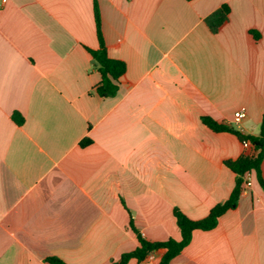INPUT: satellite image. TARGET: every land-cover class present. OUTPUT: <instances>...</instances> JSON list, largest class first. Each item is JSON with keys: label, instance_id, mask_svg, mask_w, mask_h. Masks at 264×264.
Segmentation results:
<instances>
[{"label": "crops", "instance_id": "0c3cea01", "mask_svg": "<svg viewBox=\"0 0 264 264\" xmlns=\"http://www.w3.org/2000/svg\"><path fill=\"white\" fill-rule=\"evenodd\" d=\"M96 1L126 65L112 98L95 92L92 0H0V264H110L138 246L130 222L179 240L174 209L204 218L233 189L225 161L254 153L201 117L259 133L264 0ZM246 182L169 264H264V191L254 171Z\"/></svg>", "mask_w": 264, "mask_h": 264}, {"label": "trees", "instance_id": "16d2710c", "mask_svg": "<svg viewBox=\"0 0 264 264\" xmlns=\"http://www.w3.org/2000/svg\"><path fill=\"white\" fill-rule=\"evenodd\" d=\"M92 6L98 48L96 50H88V52L100 75V81L95 88V92L99 97L112 98L118 93L119 81L126 71V65L123 61L108 57L101 34L100 14L96 0H92ZM227 13V7L223 6L220 10L206 18L205 22L211 32H217L225 23ZM21 122L22 120L17 123L20 124ZM201 122L215 133H229L236 137L240 143H248L254 151L251 155L243 154L237 159L225 161V166L230 169L235 176L234 186L229 197L224 202L214 205L204 218L198 220H192L178 209H174L173 214L180 232L179 240L170 238L164 242H150L136 232L133 223L130 222L132 230L136 233L138 246L133 251L123 253L117 260L111 261L110 264H128L132 259H134L137 264H143L149 255L154 254L160 249H164L165 252L159 258L157 264H169L170 261L188 245L194 230L209 231L215 228L220 216L236 206L238 198L244 189L246 176L252 171L255 172L257 181L264 191V180L261 175V163L264 158V114L257 135L247 134L232 125L218 123L206 116L201 117ZM45 262L48 264H65L57 257H48L45 259Z\"/></svg>", "mask_w": 264, "mask_h": 264}, {"label": "built area", "instance_id": "2783aa9c", "mask_svg": "<svg viewBox=\"0 0 264 264\" xmlns=\"http://www.w3.org/2000/svg\"><path fill=\"white\" fill-rule=\"evenodd\" d=\"M244 116H245V110H244V109H240V110H238L237 112L234 113V120H235V121H238L239 119H241V118L244 117ZM244 146L249 147V144H248V143H244ZM245 186L248 187V186H249V183L246 182V183H245ZM147 259H148V260L145 261L143 264H153V263H152V254L149 255V256L147 257Z\"/></svg>", "mask_w": 264, "mask_h": 264}]
</instances>
